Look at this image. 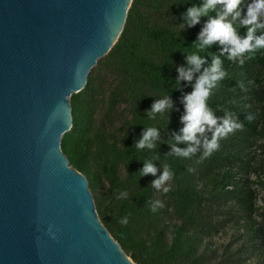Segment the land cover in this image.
<instances>
[{
	"label": "trees",
	"instance_id": "1",
	"mask_svg": "<svg viewBox=\"0 0 264 264\" xmlns=\"http://www.w3.org/2000/svg\"><path fill=\"white\" fill-rule=\"evenodd\" d=\"M61 138L136 264H264V0H132Z\"/></svg>",
	"mask_w": 264,
	"mask_h": 264
},
{
	"label": "water",
	"instance_id": "2",
	"mask_svg": "<svg viewBox=\"0 0 264 264\" xmlns=\"http://www.w3.org/2000/svg\"><path fill=\"white\" fill-rule=\"evenodd\" d=\"M131 2L0 0V264H136L61 150L69 97L116 42Z\"/></svg>",
	"mask_w": 264,
	"mask_h": 264
},
{
	"label": "rangeland",
	"instance_id": "3",
	"mask_svg": "<svg viewBox=\"0 0 264 264\" xmlns=\"http://www.w3.org/2000/svg\"><path fill=\"white\" fill-rule=\"evenodd\" d=\"M95 67H96V65H94L92 68H91V71H93V70H95ZM70 98V97H69ZM259 202L261 203V204H263L264 203V192H260V194H259ZM263 212H264V210H263ZM127 257H128V255H127ZM129 258V257H128ZM130 259V258H129Z\"/></svg>",
	"mask_w": 264,
	"mask_h": 264
},
{
	"label": "bare ground",
	"instance_id": "4",
	"mask_svg": "<svg viewBox=\"0 0 264 264\" xmlns=\"http://www.w3.org/2000/svg\"><path fill=\"white\" fill-rule=\"evenodd\" d=\"M129 258H130V257H129ZM129 258L127 257V259L131 261V259H129Z\"/></svg>",
	"mask_w": 264,
	"mask_h": 264
}]
</instances>
